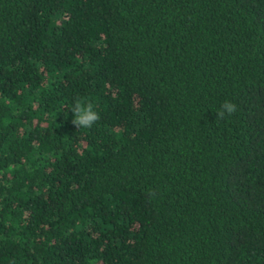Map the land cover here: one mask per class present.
Returning <instances> with one entry per match:
<instances>
[{
	"label": "trees",
	"instance_id": "16d2710c",
	"mask_svg": "<svg viewBox=\"0 0 264 264\" xmlns=\"http://www.w3.org/2000/svg\"><path fill=\"white\" fill-rule=\"evenodd\" d=\"M0 264H264V0H0Z\"/></svg>",
	"mask_w": 264,
	"mask_h": 264
},
{
	"label": "clouds",
	"instance_id": "9594fccd",
	"mask_svg": "<svg viewBox=\"0 0 264 264\" xmlns=\"http://www.w3.org/2000/svg\"><path fill=\"white\" fill-rule=\"evenodd\" d=\"M237 111V106L234 102L225 101L221 110L218 111V119H223L225 114H233ZM71 112L74 114L73 123L79 128H91L95 122L100 119L98 112L95 110V105L91 101L76 99Z\"/></svg>",
	"mask_w": 264,
	"mask_h": 264
}]
</instances>
